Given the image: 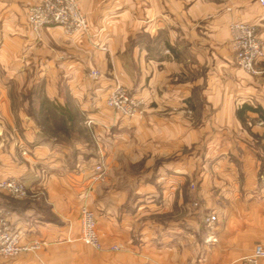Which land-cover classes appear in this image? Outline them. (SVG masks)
Wrapping results in <instances>:
<instances>
[{
  "label": "crops",
  "instance_id": "1",
  "mask_svg": "<svg viewBox=\"0 0 264 264\" xmlns=\"http://www.w3.org/2000/svg\"><path fill=\"white\" fill-rule=\"evenodd\" d=\"M32 3L0 0V180L27 189L23 200L0 193V208L39 247L0 264H245L264 249V123L236 117L264 110V58L260 77L244 73L229 35L248 23L264 46V5L77 0L85 34L36 37ZM115 85L143 99L141 117L106 106ZM83 206L102 251L79 240Z\"/></svg>",
  "mask_w": 264,
  "mask_h": 264
},
{
  "label": "built area",
  "instance_id": "2",
  "mask_svg": "<svg viewBox=\"0 0 264 264\" xmlns=\"http://www.w3.org/2000/svg\"><path fill=\"white\" fill-rule=\"evenodd\" d=\"M264 5V0H258ZM26 20L30 30L36 37L45 27H60L65 35L74 36L85 34L88 31V23L81 11L77 0H33L27 7ZM231 45L235 53V64L248 75L257 74V65L264 58V46L255 26L243 23L232 22L229 25ZM89 76L96 80L99 77L97 71H91ZM106 106L117 115L134 119L141 117L144 112L143 99L136 98L126 88L115 85L107 94ZM94 180L103 181L105 168L102 163L94 168ZM0 192L6 193L13 200L27 198V189L24 184L15 178L0 180ZM197 207V203H193ZM216 221V217L210 215L205 222L210 225ZM80 237L82 244L102 251L103 246L96 232L95 217L92 210L83 206L79 212ZM207 239L206 241H209ZM39 247L38 243L22 244L21 237L12 231L7 213L0 208V258L8 259L23 252H29ZM116 246L109 248V251H117ZM264 257V249L257 245L253 253L243 259L245 264H257L258 260Z\"/></svg>",
  "mask_w": 264,
  "mask_h": 264
},
{
  "label": "trees",
  "instance_id": "3",
  "mask_svg": "<svg viewBox=\"0 0 264 264\" xmlns=\"http://www.w3.org/2000/svg\"><path fill=\"white\" fill-rule=\"evenodd\" d=\"M247 112L255 113L258 115V120L264 123V110L259 106H249V105H243L239 110H237L236 117L241 123L246 122L245 114Z\"/></svg>",
  "mask_w": 264,
  "mask_h": 264
},
{
  "label": "rangeland",
  "instance_id": "4",
  "mask_svg": "<svg viewBox=\"0 0 264 264\" xmlns=\"http://www.w3.org/2000/svg\"><path fill=\"white\" fill-rule=\"evenodd\" d=\"M79 5V4H78ZM80 7V6H79ZM81 9V8H80ZM84 14V13H83ZM259 66V65H258ZM258 66H257V74H255V75H252V76H255V77H260L261 76V73L258 71ZM259 73V74H258ZM247 122H249V123H253L254 121L251 119V120H247ZM85 135V137L87 136V133L85 134V133H83V136ZM191 188H193L194 189V187H191ZM0 193H2V192H0ZM3 194H5V195H7L6 193H3ZM8 196V195H7ZM9 197V196H8ZM10 198V197H9ZM198 204H199V201L197 200V206H198Z\"/></svg>",
  "mask_w": 264,
  "mask_h": 264
}]
</instances>
